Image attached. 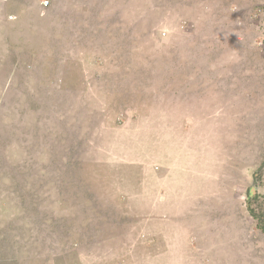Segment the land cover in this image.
I'll list each match as a JSON object with an SVG mask.
<instances>
[{
    "label": "rangeland",
    "instance_id": "rangeland-1",
    "mask_svg": "<svg viewBox=\"0 0 264 264\" xmlns=\"http://www.w3.org/2000/svg\"><path fill=\"white\" fill-rule=\"evenodd\" d=\"M250 210L264 0H0V264H264Z\"/></svg>",
    "mask_w": 264,
    "mask_h": 264
},
{
    "label": "trees",
    "instance_id": "trees-1",
    "mask_svg": "<svg viewBox=\"0 0 264 264\" xmlns=\"http://www.w3.org/2000/svg\"><path fill=\"white\" fill-rule=\"evenodd\" d=\"M250 213H251L252 217H255V219L257 220L258 224L260 225V227L264 231V219H261L260 217H257V215L255 213H253L252 210H250Z\"/></svg>",
    "mask_w": 264,
    "mask_h": 264
},
{
    "label": "built area",
    "instance_id": "built-area-1",
    "mask_svg": "<svg viewBox=\"0 0 264 264\" xmlns=\"http://www.w3.org/2000/svg\"><path fill=\"white\" fill-rule=\"evenodd\" d=\"M44 6H47V2H44Z\"/></svg>",
    "mask_w": 264,
    "mask_h": 264
},
{
    "label": "crops",
    "instance_id": "crops-1",
    "mask_svg": "<svg viewBox=\"0 0 264 264\" xmlns=\"http://www.w3.org/2000/svg\"><path fill=\"white\" fill-rule=\"evenodd\" d=\"M9 17H10L11 19H13V16H10V15H9ZM7 18H8V16H7Z\"/></svg>",
    "mask_w": 264,
    "mask_h": 264
}]
</instances>
